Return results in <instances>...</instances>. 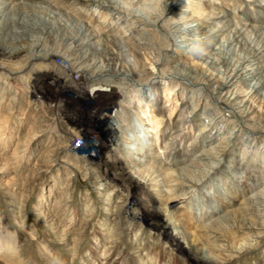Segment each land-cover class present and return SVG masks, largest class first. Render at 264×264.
<instances>
[{"label": "bare ground", "instance_id": "obj_1", "mask_svg": "<svg viewBox=\"0 0 264 264\" xmlns=\"http://www.w3.org/2000/svg\"><path fill=\"white\" fill-rule=\"evenodd\" d=\"M111 1L0 0V81L4 80L5 83V81L11 82L16 79L20 81H30L31 79L32 85H30L32 87L43 90L46 85H51L50 81L52 80L60 85L57 88L59 93L66 91L73 93L71 91H74L76 93L74 98L82 103L93 102V100L100 103L102 96H109L105 100L106 109L98 114L95 113V117L88 122L91 125L89 131L91 133L85 135L96 137L105 134L107 139L104 137V143L99 147L95 145L97 150L100 147H105L109 152L116 155L122 154L120 153L122 150L126 151L128 161L133 169L132 172L126 173L127 176L131 177V181H134V183H130L131 186L133 184L139 185V187L146 186L148 191L159 201L157 215L149 214L145 208L140 206L139 198H136L133 193L129 197L126 195L129 202L123 207L113 205V203L111 205L107 204L111 207L112 215L117 220L122 218L125 222L131 221L127 224L125 231L119 228L118 235L120 240L122 238L127 239L130 245L129 248L133 251L131 255L136 257L138 264H153V259L150 258V254L142 247L141 243L137 241L136 235H131L130 227L137 222H143L145 226L150 228V233L160 234L163 241H168L173 246L179 247L181 252L176 254L178 258L175 257V259L182 262L180 264H228V260L238 259L239 256L252 252V249L261 250L264 254V220L258 219L259 214L250 213L249 208L250 202L254 198L252 193L256 191L253 186L258 183L253 178L246 176L238 186V179H236V176L231 178V173L234 172L225 163V159L230 152V150L228 152L229 147L235 144L242 133L240 129V127L243 128L242 125L247 129H252H249L252 135L254 134L251 141L261 139V137H258V133L254 132L255 130H264V125L261 124V126V121L259 123L258 118L256 119L255 108H252L253 106L248 103V99L240 98V91L245 88V90H249L251 96H254H252L254 99L264 103V3L260 0H164L165 12L155 22L149 23L123 13L120 8L113 7ZM213 3L218 6L216 14L214 13ZM239 5L246 6L247 11L256 10L254 12L256 19H248L249 27L237 23L233 24L229 19L231 10L238 8ZM40 7L54 9V11L61 14L60 17L64 16L65 18L59 19L58 17V19L51 20L50 15L46 13L47 17L39 16L37 12ZM96 12L99 15H105L104 20L99 22V25H95ZM167 13L168 16H166ZM106 22L110 23L107 30L105 29L107 25L103 26ZM185 22L194 24L195 28L184 29L183 24ZM159 24L166 30L167 37L158 30L161 28ZM19 28L21 30L18 33ZM70 28L75 29L76 32L74 35L71 34L70 38L76 49L74 48L73 51L68 53L63 51V53H59L56 48L46 47V42L52 36L54 30L60 29L63 33L65 31L68 33L69 30L70 33L72 31ZM20 34L25 39L31 38L32 43H26L28 44L26 47L19 45ZM45 34L48 38H46V41L44 39ZM57 36L59 35L57 34ZM197 37H207L211 40V44L200 56L194 55L190 51L191 45ZM121 38L126 40L125 43L128 46L130 45V48L138 50L136 56L134 55L137 59L136 62H127V58L123 57ZM169 39L174 41V47L177 46L176 44H180L181 48L179 49L183 50L179 52L176 49L175 52L169 53L171 47L173 49ZM62 44L60 43V45ZM225 45L237 51L238 54L234 60L226 61L216 58L219 53L217 50ZM63 47H65L64 44ZM219 51L221 50L219 49ZM74 52L82 56L80 60L74 57ZM66 56L71 59L66 58ZM3 58L6 59V62ZM190 60L195 61L194 64H191L193 62L189 63ZM51 62L52 64L56 62L55 69L57 73H53L48 68L47 71L44 70ZM200 63L205 64L206 67H202ZM215 64L223 68L218 74L217 70L216 75L212 71L209 72V69L213 68ZM139 69L146 74V77L139 80L138 83L134 78L139 74ZM26 71L31 76L22 74ZM155 71L161 72L160 75L165 74L164 80L159 76L160 81L158 82V73L155 74ZM85 74L89 75V78ZM106 75L109 77L105 78ZM173 77L177 80L173 81ZM127 79L134 85L132 91L130 90L133 93L130 101L126 97L124 100L122 98V91L126 89ZM145 79L150 80L147 82L148 85L144 84ZM180 79L186 81L179 82ZM7 84L5 83L4 87L1 88L2 91L8 90L9 85ZM200 86L201 88H198ZM202 87L209 89L211 100L219 101L215 104L222 103L231 107L235 112L233 113L235 118L239 119L240 122L233 119L227 120L228 117L226 116L227 121H224L223 127L228 130L227 135L225 134L226 136L221 138L222 143H218L224 146H220V150L218 148V153L213 151V154H218L212 160L213 164L215 159L217 160L216 165L210 166L197 177H193L191 166L202 160L207 151L210 149L216 150V147H219V145L214 146L212 144L208 134L213 129L211 127L213 124L217 125L219 121H223L222 115L216 118L213 110L214 103L212 104L208 100L209 97L204 95V88ZM195 88L200 89V91H194ZM171 92L172 95H175V107L178 106V108H175L176 111H172L170 116L165 112L157 113L156 104L159 95L162 94L165 98ZM189 99L191 103L188 102ZM1 102L2 98H0V105ZM74 102L60 100L54 106L49 105L51 107H63L61 111H65ZM127 103H132V107L129 104L126 110L123 111L125 109L123 105L125 107ZM109 104L110 106H108ZM199 111H203L202 113L206 115L203 116V123L199 125L198 134L194 136L192 141L196 142V136L200 135L199 140L201 142L207 139L202 143V147L203 145L208 147L212 144L207 148L208 150H204L205 152L199 156L200 158L192 161L189 166L179 167L178 170L175 169L172 172L168 168L160 169L142 164L139 157L145 156L148 158L151 152L153 154L154 147L156 148L160 140H164V142L156 150L159 152L156 155L157 161L159 159L164 160L165 157L168 158L172 147H181L182 142L196 126L192 123ZM133 114L141 122L147 121L146 126L145 124L142 126V123ZM3 115H0V117L3 118ZM64 118H68V122L72 119L71 115H66ZM94 123L98 125L95 127L93 126ZM105 123L108 124L103 130L102 125ZM149 126L150 130L147 133ZM209 126L210 128H208ZM172 127L173 131H170ZM233 127L236 129L238 127V129H233ZM186 128L188 130L185 132ZM229 128L234 131L230 132ZM73 129L68 124L65 133L69 134L70 131L73 134ZM259 132L264 131L260 130ZM166 135L168 138L164 137ZM1 137L0 134V141L2 140L4 143L3 151L11 143L13 136L10 133L6 141ZM74 138L81 140L82 137ZM21 143L20 141L17 142L11 157H0V179L4 180V185H7L13 179L11 185L15 188L13 190H17L22 185L21 177H17V175L9 176L13 170L11 172L8 170L11 168V161L19 163L24 159L22 153H20L21 151L19 152V144ZM198 144H200V141L194 146ZM69 148L71 147L68 144H63L60 150L65 152ZM49 152L54 153L53 150H49ZM20 155L22 156L20 157ZM88 155H86L88 159L86 165L89 166V164L92 165L94 160L91 158V154ZM99 158L102 159L104 166H108L109 155ZM178 159L173 157L172 160L177 163ZM194 165L197 166V164ZM242 166L238 164L236 170H239ZM29 170L32 171V169ZM223 175H228V177L224 179ZM102 181H100V184L105 183L106 186L108 185L106 179ZM196 185H202L201 188L205 191L193 192L191 194L193 201L189 205L187 189H192ZM211 189L215 191L213 195L207 192ZM106 196V201L110 203L111 195L106 194ZM201 196L210 198L212 201L200 204L198 202ZM239 200H243L241 207L237 203ZM178 202H180V211ZM220 206L225 207L224 212H219ZM55 207L52 211L46 212L47 218L54 226L57 225L55 227L59 229L55 231L61 242L64 243L68 253L75 256L80 242V233L75 229L71 231H69L70 229L60 230L61 224L59 223L61 221L59 220L62 213L58 218L57 205ZM190 208L195 218L192 216ZM216 210L219 213L215 214ZM87 214H83L85 216H83L84 220H86ZM183 225L184 227H182ZM220 230H223L224 235L225 233L229 235V238L226 237V241L215 239V234ZM113 233V228H111L109 244ZM236 234H240L242 238L235 240ZM102 255L100 264H113L114 258L104 253ZM129 258L130 256L125 254L117 259L119 262L125 261V264H127ZM19 260V252L13 249L10 242L0 236V264H13L19 262Z\"/></svg>", "mask_w": 264, "mask_h": 264}, {"label": "rangeland", "instance_id": "obj_2", "mask_svg": "<svg viewBox=\"0 0 264 264\" xmlns=\"http://www.w3.org/2000/svg\"><path fill=\"white\" fill-rule=\"evenodd\" d=\"M260 1L264 3V0H260ZM111 2L113 3V5L111 4L113 7L114 6L118 7L117 0H114V2L112 0ZM213 4L215 8L214 13L216 14L218 11L217 9L218 6H216L215 3ZM246 8L247 7L244 5H239L238 8H234L231 10L229 19L233 24L237 23L238 25L248 26L249 25L248 19L250 20L256 19L254 17V12L256 10L247 11ZM38 10L39 11L37 12V15L39 14V16H44V17L50 15L51 20L58 19V17L59 19L65 18L64 16L60 17L61 14L54 11V9L40 7ZM98 15L99 13L96 12L97 18H95V25H99V22H102L105 17L104 14L103 15L100 14L99 16ZM166 16H168V13L166 14ZM105 25H107V28L105 27V29L107 30L109 28L110 23L106 22L103 26ZM159 26H161V24H159ZM20 30H21L20 28L17 30L18 33L20 32ZM71 30L70 33L68 30L69 34L67 33V31L63 33V31H61L60 29L54 30V32L51 34L52 36L49 37V39L45 34L44 35L45 41L48 39L46 42V47L47 48L50 47L52 49L56 48L59 51V53H63V52L68 53L73 51L74 48L76 49L75 44H73V41H71L72 39H70L72 36L71 34L74 35V33L76 32L75 29H71ZM158 30L162 33V35L167 37L166 30L163 28V26H161V28H159ZM56 33L59 36H57ZM67 36L68 37L70 36L69 39ZM20 37L21 38L18 39L20 44L19 43L17 44L26 47L29 43L30 44L32 43L30 41L31 38L25 39L24 37L21 36V34ZM125 41H126L125 39L123 40V38H121V43H122L121 47H123V49L121 48V53H123L122 54L123 57H125V59L127 58L126 59L127 62L130 61L132 63L133 61L136 62L137 59L135 58V56L138 50L130 48L131 46L129 45L130 46L129 47L127 43H125ZM62 42L65 47H63ZM169 42L173 46V49L171 47L172 51L170 50L169 53L175 52L176 49L179 52L183 50V49H179L181 48L180 44H176L177 46L174 47V41L172 39H169ZM60 43L62 45H60ZM128 47L132 51H130ZM219 49L221 51H219ZM219 49L217 50L219 52L218 55L216 56L217 59L232 61L236 58V55L238 54L237 51H235L234 49H230V47L228 48L226 45L220 47ZM74 57L80 60L82 56L80 54L75 53ZM66 58L71 59L70 57L67 56ZM3 60L5 61L6 59L3 58ZM194 62L195 61L193 60L189 61V63L191 64H194ZM55 63L52 64L51 62L48 65V67L44 68V70L47 71L48 68L51 69L53 73L55 72L57 73L55 69L56 66ZM201 66L206 67L205 64H201ZM220 70L222 71L223 68L218 64H215L213 68L209 69V72L212 71V73L216 75V71L218 74L221 72ZM154 73L155 74L158 73L157 74L158 82L160 81L159 76H161L163 80L166 77L165 74L160 75L161 72L155 71ZM22 74L31 76V74H29L27 71L23 72ZM85 76L88 77L89 75L85 74ZM107 77L109 76L106 75L105 78ZM145 77L146 74H144V72L141 69H139V74L134 79L136 82L139 83V80H143V78ZM173 78H171L173 79V81L177 80V78L175 77ZM31 81H32L31 79L30 81H23V80L20 81L18 79L11 82L5 81V83L6 84L8 83L7 85H9V87H7L8 90L5 91H2L1 89L5 85L4 80L0 81V98H2V102L0 105V113H1L0 115L4 114L3 118L0 117V134L2 135L1 138L4 141L7 140L6 138L10 135V133L13 136L11 143L3 151H2L3 149L2 147H4V143L2 140L0 141V157H11L13 151L16 148L17 142L19 141L20 143L22 142L21 144H19V152L21 151L20 153H22L24 157V159L21 160V162L19 163L18 162L14 163V161H11L10 167L12 169L11 168L9 170L7 169L9 172L13 170L12 171L13 173L11 172V175L9 176L13 177L14 175H17V177L18 176L21 177L22 185L20 187L22 189L19 187L17 190H13L15 189L11 187L14 181L13 179H12L13 181L11 180L9 183H7V185H4V180L0 179L1 238H5L6 241L10 242L13 245V249L19 252L20 260L19 262H17L19 264H100L101 263L100 261L102 260L103 257L102 253L109 255L111 258H114L113 264H125L126 263L125 261L119 262L117 259L123 257L125 254L126 256L128 255L130 256V258L127 260V264H138L136 257L131 255L133 251L129 248L130 245L127 242V239L122 238V240H120L118 235L120 229L125 231L127 224L130 223L131 221L125 222L122 218L117 220V218L114 215H112L113 213L111 212L112 210L111 207L107 204L111 205L113 203V205L123 207V205L125 206L129 202L127 201L128 197L130 196L131 193H133V195L136 198H139L140 206L145 208L149 214L157 215L159 212V208H158L159 201L152 193H150V191H148V188L146 186L140 185L142 187H139V185L136 184L135 185L133 184V186H131L130 183H134V181H131V177L127 176L126 173L129 171L132 172L133 169L131 168V164L128 161L129 159L127 157L126 151L122 150V152H120L122 154H119L122 156H119L116 154H112L105 147L102 148L100 147V149L97 150L96 146L99 147V145L104 143V137H106L105 134L103 133L101 134V136H96V137H93L92 135H91L92 137L91 136L88 137L85 135L86 133H89V131L91 130L90 128L91 125H89L88 122L95 117L94 115L106 109L107 105L105 100L108 99L107 97L109 96L108 95L102 96L101 97L102 101H100V103L99 101L95 102L94 100L93 102L82 103L74 98V95L76 94L74 93V91H71L73 93H70V91L59 93V90L57 88L60 85H58L57 82L55 81L51 80L50 81L51 85H46L45 87L46 90L45 89L39 90L37 88L32 87ZM148 81L150 80L145 79L144 84L148 85L147 84ZM184 81L180 79L179 82H184ZM126 82L127 85H126V89L122 91V95H123L122 98L124 100V98L126 97V99L130 101L131 95L133 96L131 89L134 88V85L128 79ZM198 88H201V86ZM198 88L197 89L195 88L193 90L200 91V89ZM174 89L177 90L178 88H174ZM189 92L187 93L189 94ZM240 92H241L240 98L244 100L248 99L249 101L248 103L253 106L252 108H255L254 111H255V116H257L256 119L258 118L257 121L259 123L261 121L260 125L261 124L264 125V103H261L259 102V100L254 99L253 98L254 96L252 95L253 96L252 97L251 94L249 93V90H245V88H242ZM203 93L204 95L208 96L209 97L208 100L212 104L214 103L213 105L216 106V107L213 106V110H214V114L216 115V118L222 115L223 121L222 122L219 121L217 125L213 124L211 126L213 127V129L208 134V136H210L209 140L212 141V144H214V146L219 145V147H216L217 151L215 149L213 150L210 149L209 151L206 152V155L203 156L202 160H199L198 162L194 163L197 164V166L194 164L191 166V170H192L191 175L193 177H197L202 172L206 171L210 166L216 165L217 160L215 159L214 164L212 160L218 154L216 153L213 154V153L214 152L218 153L221 147L224 146L223 144H218V143L219 142L222 143L221 138L226 136L227 135L226 132L228 131L226 130L225 127H223V125L225 124L224 121L233 119L235 121L237 120V122H240L239 119L235 118V115L233 114L235 112L233 109H231V107L222 103L215 104V102H219V101L211 100L210 98L211 94L208 88H204ZM60 100H71L72 102L74 101L75 102L74 104L70 105V107L65 109V111H61L63 110V107H59V108L51 107L54 106L55 103ZM188 102L191 103V100L189 99ZM129 104L132 107V103H127L125 107L123 105V108H125L123 111L126 110ZM175 104H176V99H175V95H172V92L165 98L164 95L161 94L159 95L156 104L157 107L156 112L159 114L165 112L167 115L170 116L172 111H174L175 108L176 109L178 108V106L175 107ZM108 106H110V104ZM202 112L203 111H199L197 113V117L193 119L192 125H196V126L192 129L191 134L188 137H186L185 140L182 142L181 147L178 146H176V148L172 147L169 151L168 158L165 157L164 160L159 159L157 161L156 155H158L159 152L156 150L159 148L161 143L164 142V140H160L156 148L154 147L153 154L151 152L148 158L145 156L139 157V159L142 160V164H146V166L151 165L160 169L168 168V170L172 172L175 169L178 170L179 167L185 168L187 165L189 166L192 161L200 158L199 156L203 152H205L204 150L212 145L211 144L208 147H205L203 145L202 147L201 146L202 143H204L207 139L202 140L201 142V140H199L200 135L196 136L195 139L196 142L192 141L194 136L198 134L199 125H202L203 123L204 120L203 116L205 117L206 115V114L204 115ZM66 115H71L72 117V119H70L69 122L67 121L68 118L67 119L64 118L66 117ZM232 115L233 117H231ZM133 116H135V114H133ZM226 116L228 117L227 120H226ZM135 118L141 122V120L138 119V117L135 116ZM141 123L142 126L144 124L146 126L147 121H142ZM68 124L74 128L73 134H71L70 131L68 132L69 134L65 133V129L68 128ZM107 124L108 123L102 125L103 130ZM96 125L98 124L96 123L93 124V126L95 127ZM242 127L243 128L240 127L242 133L238 137V140L228 149V152L229 150L230 152L228 153V156L225 159V163L229 167V169L234 172L233 174L231 173V178H234L236 176V179H238V186L242 183V179H244L246 176L253 178L255 182L258 183L257 185L253 186V189H256V191L252 193L254 198H252L249 208H250V213L254 215L259 214L258 219L262 221V219L264 220V204H263L264 203V132H259V131L260 130L264 131V130L262 129L255 130L254 132L258 133V137L259 138L261 137V139L256 141L255 140L251 141V137L254 135V134L252 135V132H250V130L252 129L251 128L247 129L244 125H242ZM208 128H210V126ZM233 129L236 128L233 127ZM148 130H150V126L149 128H147V133H149ZM187 130L188 128L185 129V132ZM170 131H173V127L171 128ZM229 131L231 132L234 130H230L229 128ZM249 134L251 135L249 136ZM74 137H80V138L82 137V138L81 140H77V138ZM164 137L168 138L167 135ZM92 141H95V143ZM198 141H200V144H198L199 146L198 145L194 146L196 145V143H198ZM63 144L64 145L68 144L71 148L65 150L64 152L60 150V147L63 146ZM76 147H80V148H76ZM49 150H53L54 153L49 152ZM88 154H91L92 156L91 158L94 160L92 165L89 164V166L86 165L87 164L86 160H88L86 155ZM22 155H20V157ZM107 155H109L108 166H104L102 159L99 157H105ZM173 157L179 158L177 160V163L174 160H172ZM238 164L243 166L239 170H236ZM135 168L138 169L137 167ZM29 169H32V171ZM223 176L224 179L228 177V175H223ZM101 179L102 180L106 179L108 185L106 186L105 183L100 184V181L103 182ZM201 186L196 185L192 189H187L189 205H191V202L193 201L191 196L193 192L205 191L204 189L201 188ZM207 192H209L211 195L215 193V191L212 189L208 190ZM106 194L111 195L110 203L106 201L107 198ZM126 195H128V197H126ZM243 200L237 201L239 207H241ZM210 201H212L210 198L201 196L198 203L206 204L207 202ZM180 202H178V206ZM55 204L57 205L56 211L58 212L57 215L58 218L60 216V213H62V217L59 220L61 221V223H59L61 224L60 230L70 229L69 231H71L75 229L76 231H78V233H80L79 234L80 242L75 256L69 254L67 248H65L64 243L61 242L59 235L55 231L59 229V228L56 229L55 226L57 225L54 226V224H52V222L49 221L50 219L47 218L48 216L47 213L50 212V210L52 211L54 208H56ZM180 210L181 207L179 208V211ZM190 210L192 212L191 208ZM224 210L225 207L220 206L219 212L220 211L224 212ZM219 212H217L216 210L215 214ZM83 214H87L86 220H84L85 216ZM192 216L195 218L193 212H192ZM134 224H132L130 227L131 235L134 234L136 235L137 241L141 243L142 247H144L146 251L150 254V258L153 259V264L182 263L175 259V257L178 258L176 254L181 252L179 247L173 246L171 243H168V241H163L162 240L163 238L161 237L160 234L156 235L150 233L149 231L150 228L145 226L143 222H137ZM182 227H184V225ZM79 228L81 229V231ZM111 228H113L114 233L110 237V244H109V236H110ZM214 237L215 239L216 238L218 240L224 239L226 241V237L229 238V235L226 233L224 235L223 230H220L217 231ZM240 238H242L240 234H236L235 240ZM262 252L263 251L261 250L252 249V252L250 253L247 252L245 255L241 257L239 256L238 259H235L233 261L228 260V264H263L264 254H262ZM17 263H13V264H17Z\"/></svg>", "mask_w": 264, "mask_h": 264}, {"label": "clouds", "instance_id": "obj_3", "mask_svg": "<svg viewBox=\"0 0 264 264\" xmlns=\"http://www.w3.org/2000/svg\"><path fill=\"white\" fill-rule=\"evenodd\" d=\"M164 0H117V6L120 10L137 20L144 22H155L164 12ZM184 29H194L195 25L190 22L183 24ZM211 44L207 37L195 38L191 45L190 51L197 56L203 55L206 48Z\"/></svg>", "mask_w": 264, "mask_h": 264}, {"label": "built area", "instance_id": "obj_4", "mask_svg": "<svg viewBox=\"0 0 264 264\" xmlns=\"http://www.w3.org/2000/svg\"><path fill=\"white\" fill-rule=\"evenodd\" d=\"M92 139V138H91ZM93 140H94V138H93ZM92 142H94L95 143V141H92ZM81 143V142H80Z\"/></svg>", "mask_w": 264, "mask_h": 264}]
</instances>
